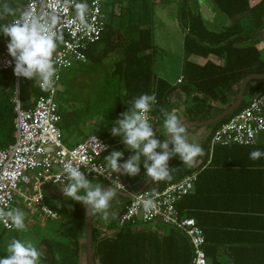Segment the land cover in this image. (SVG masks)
Here are the masks:
<instances>
[{"label":"trees","instance_id":"1","mask_svg":"<svg viewBox=\"0 0 264 264\" xmlns=\"http://www.w3.org/2000/svg\"><path fill=\"white\" fill-rule=\"evenodd\" d=\"M154 1L105 0L103 8L107 20L104 31L98 42L87 47L85 55L88 60L81 65H89L88 69L96 70L102 67L109 54L120 50L122 59L113 63L105 78V82L114 79L115 88L119 89L114 97L115 111H126L129 102L142 93H155L157 102L153 105L151 118L156 131L162 127L161 109L166 111L169 108L167 95L173 87L153 75L155 51L149 20ZM203 1L225 20L219 29H210L199 13L197 0H179L177 11L180 29L185 33L180 90L187 98L191 96L192 102L185 110V116L191 122H203L215 116L212 111L216 104L221 106L218 105L216 113L220 114L230 105V91L246 76L264 74V61L257 49L259 39L253 38L264 29V2L250 6L249 0ZM7 2L10 6L22 7L26 0ZM0 20L7 22L9 17L3 15ZM6 42V38L0 37V54ZM191 56L203 58L205 63L199 65L189 61ZM260 92L264 93V79H255L247 84L244 96ZM45 94L46 91L37 83L23 78L19 88L23 108H31L36 98ZM13 96V72H0V149L13 142ZM245 106L242 100L232 114L209 126L211 132L200 144L203 149V155L198 156L201 164L189 169L174 157L169 161L170 178L153 180L147 188L163 190L196 173L192 192L185 195L176 208L180 215L185 212V217L193 218L203 230L207 244L204 251L207 259L211 258V264H221L217 259L221 244H228L223 252L232 261L225 264H264V157L258 160L249 158L254 150L264 152V146L210 148L214 130ZM140 175L144 177V172ZM84 210L82 204L75 202L70 218L61 216L60 220H38L47 228L38 239H29L15 228L9 232L1 228L2 233L12 234L9 242L13 238L32 240L41 252V264H80L79 236L84 228ZM224 217L230 223L222 219ZM105 226L114 229L117 224L114 220ZM157 227L168 228L158 223H128L113 235L100 237L92 224L93 263L190 264L193 252L188 239L174 228H168L169 232L164 236L159 235L155 230ZM223 227L230 229L219 231ZM210 237L216 243L211 242ZM6 246L0 244V255H6Z\"/></svg>","mask_w":264,"mask_h":264},{"label":"built area","instance_id":"2","mask_svg":"<svg viewBox=\"0 0 264 264\" xmlns=\"http://www.w3.org/2000/svg\"><path fill=\"white\" fill-rule=\"evenodd\" d=\"M88 22L90 30L78 27L74 21L75 11L68 0H47L46 10L59 13L64 23L61 26L63 40L53 55L57 67V78L52 87L45 90L46 94L36 98L31 108L21 106L19 88L22 77L14 74V119L13 142L0 149V208L15 207V198L20 195L23 206L33 214L37 213L41 219L57 220L58 214L43 201L42 187L50 182L53 186H64L63 165L68 160L80 165L86 177H96L108 184L119 180L122 186L119 191L128 192L129 184L121 181V174L114 173L109 179L100 175L105 171L103 157L110 150L111 145L98 137L104 146L99 145L87 136L73 147H67L62 142L59 130V107L55 101L57 86L61 72L75 64L87 62L85 52L89 45L98 42L106 25L107 15L104 11L105 0H91L89 3ZM34 8L40 7L39 0H33ZM11 57L7 53L6 45L0 54V72L12 71ZM182 78L178 80L180 83ZM39 85V84H38ZM40 87V86H39ZM44 90V89H43ZM150 121L153 125L151 112ZM264 146V93L249 96L246 106L231 116L227 122L214 130L210 139V148L214 146ZM125 160V155L122 161ZM121 161V162H122ZM94 169V171H92ZM36 173L32 182L31 173ZM57 177H61L57 179ZM196 173L185 176L163 190L145 189L127 200L116 216L117 227L103 234L111 236L126 224L136 222L142 224H162L174 228L189 241L193 257L190 264H209L204 246L206 244L203 230L193 218L182 217L177 203L191 193L196 181ZM20 185H28L29 193L20 192ZM151 198L153 207L145 213L143 201ZM0 227L5 231H13L14 227L0 221Z\"/></svg>","mask_w":264,"mask_h":264},{"label":"clouds","instance_id":"3","mask_svg":"<svg viewBox=\"0 0 264 264\" xmlns=\"http://www.w3.org/2000/svg\"><path fill=\"white\" fill-rule=\"evenodd\" d=\"M39 2L38 8H34L33 0H26L22 7H13L7 0H0V16L9 17L7 22L0 20V37L6 38L13 74L47 90L57 78L53 55L58 42L63 40L61 26L64 20L59 13L46 10L47 0ZM68 3L75 11L74 21L79 22L78 27L90 30L92 26L88 22L87 0H68ZM156 102L155 93H142L129 102L127 110L120 113L119 118L111 121L110 135L120 137L125 149L132 154L121 162L124 151L113 149L103 157L105 171L100 175L109 179L114 173L136 177L141 173L142 165L147 179L165 180L171 175L170 159L176 157L182 163L191 164L195 158L203 155V149L198 144L188 142L186 128L173 112L161 109L162 127L167 138H158L149 116ZM91 139L103 150L104 146L95 134ZM261 157H264V152L258 149L249 154L252 160ZM81 168L72 160L64 163L62 177L66 183L60 191L66 199L82 204L88 217L100 213L107 219L110 202L122 184L118 179L107 187L103 183L93 184V180L90 181ZM152 207V199L146 198L143 201L145 213L150 212ZM25 216V212L19 208H0V221L17 230L25 228ZM0 264H41V252L32 240L13 238L6 246V255H0Z\"/></svg>","mask_w":264,"mask_h":264},{"label":"rangeland","instance_id":"4","mask_svg":"<svg viewBox=\"0 0 264 264\" xmlns=\"http://www.w3.org/2000/svg\"><path fill=\"white\" fill-rule=\"evenodd\" d=\"M175 11V6L173 4L166 6L155 4L153 6V14L151 16V19L149 20V28H151L152 31L153 41L155 44L154 49L156 51V66L154 72L157 75L160 74L163 68H165L166 62L173 64V67L176 66L179 62V59L176 55L179 54L180 51V40L178 39L177 35H181V32L175 26ZM216 21L217 20L215 19V21L209 23V27L211 26L210 28H215L218 25ZM174 51L176 55L173 53ZM112 59L113 58H110L109 60L106 59L103 62L104 64L102 65V67H99L96 70L92 69V71H88L89 65L86 66L75 64L72 67L64 69L61 72V80H59L58 82V88L61 89V92H58L56 94L55 101L58 106H60V109L64 116V120L62 119L59 124L62 129V134H65L66 131H69L70 128H73V125L74 128H77V130L84 137L91 134L102 137L107 130H110V128L112 127L111 121L116 120L118 117L114 108V97L117 95L119 89L115 88L114 79L106 82L104 81V79L107 77L108 71L104 69L103 66L106 62L110 60L113 61ZM169 74L171 75V77H174L173 68ZM245 97L246 96H244L243 98V102H245L246 104L249 97ZM71 114H74L75 116L78 115V118L74 119L72 125L70 124L71 122H69ZM77 133L78 132H76V134H72L73 136H71V138L76 139L79 134ZM111 150H113V147L111 148ZM116 150H123L125 152L128 151L125 149L124 145H121L118 148L116 147ZM88 179L90 180L92 178ZM50 186L54 188L56 187L60 191V189L58 188L59 186H53L50 184V182H48L47 186L45 187L46 193ZM22 187L23 185H20V188ZM47 196L45 198V201L49 206H53L56 208L58 207L57 210L59 212H65L67 210L66 200L65 198H63V194L61 191L54 198L50 197L49 195ZM113 200L110 202V207L107 210V219L103 217V214L94 213V217L92 216L93 226L95 222V225L97 226L96 228H98L99 225H101L100 223H102L103 219L107 220L108 222L116 219L117 213L121 208L120 204H118L117 202H121V199L115 196ZM71 208V205H69V209ZM21 210H23L26 214V227L24 230H19L21 235L30 236V229L34 231L35 234L32 235L31 233L32 236L28 237L29 239H31L32 237H34L35 239L40 238L42 234L47 231L46 226L43 223H40L38 219L28 215V213L23 208H21ZM71 215L72 212H69L68 218H70ZM97 232L100 236H105L103 234L105 232L104 228H98ZM10 236H12V234H3L2 229L0 228V244H8ZM79 241L81 257L80 264H86L84 250V228L80 232Z\"/></svg>","mask_w":264,"mask_h":264},{"label":"crops","instance_id":"5","mask_svg":"<svg viewBox=\"0 0 264 264\" xmlns=\"http://www.w3.org/2000/svg\"><path fill=\"white\" fill-rule=\"evenodd\" d=\"M178 1L179 0H155L154 1V4H160V5H164V6H166V5H174L175 6V26H176V28L178 29V30H180V32H181V35H177L178 36V39L180 40V51H179V54H175V51L173 52L177 57H178V59H179V62L177 63V65L176 66H174L173 67V64H170L169 62H166L165 63V68H163V70H161V72H160V74H156L155 72H154V70H155V66H156V59H155V57H156V51H155V49H154V51H155V57H154V61H153V66H152V70H153V75L155 76V78H157V79H161V80H163V81H165L168 85H170L171 87H173V90L167 95V101H168V104H169V108L166 110V111H168V112H173L174 114H176L177 116H178V118L180 119V121H181V123H183V122H186V121H189L187 118H186V116H185V110H186V108L187 107H189L190 106V104H191V102H192V99H191V96L190 97H186L182 92H181V90H180V85L182 84L181 82L180 83H178V80L180 79V78H182V66H183V63H184V61H185V55H184V51H183V41H184V36H185V33L184 32H182L181 31V29H180V26H179V18H178V16H177V11H178V7H179V4H178ZM261 1H263L264 2V0H249V4H250V6H253V5H255V4H257V3H259V2H261ZM192 2V4H194V1H191ZM201 2H204L205 3V1H203V0H197V3H201ZM199 4H197V6L199 5ZM208 5V4H207ZM208 7L211 9V7L208 5ZM212 10V12H213V19H212V21L211 22H208V24L209 23H212L213 21H215V19L217 20L216 22L218 23V25L215 27V28H210V29H214V30H216V29H219L220 28V26L221 25H223L224 23H225V20L222 18V16L221 15H219L215 10H213V9H211ZM211 27V26H210ZM170 36H171V34H170ZM253 38H257V39H259V41H258V44H257V49H258V51H259V53H260V58H261V60H263L264 61V29L263 30H261L259 33H257V34H255L254 36H253ZM152 43H153V46H155V44H154V41H153V35H152ZM176 46V45H175ZM174 49H175V47H174ZM110 58H113L112 60L113 61H108V62H106L105 63V65L103 66V68L104 69H106L108 72H107V74L109 73V71L111 70V68H112V66H113V63H115L116 61H120L121 59H122V52L120 51V50H116L115 52H113V53H111V54H109L104 60H103V62L106 60V59H110ZM88 60V59H87ZM188 60L189 61H192V62H194V63H197V64H199V65H203L204 63H205V59H203V58H200V57H196V56H191V57H189L188 58ZM217 61V60H216ZM102 62V63H103ZM87 63V62H86ZM104 64V63H103ZM102 64V65H103ZM172 68H173V74H174V77H171V75L169 74L170 73V71L172 70ZM89 71H90V69H88ZM92 71V70H91ZM60 80H61V75H60ZM104 81H105V79H104ZM240 85V84H239ZM239 85H237V86H235L231 91H230V93L228 94V100L230 101V103H232L234 100H232V98H236V96L238 95V91H239ZM61 89H59L58 88V86H57V93L58 92H61L60 91ZM56 93V94H57ZM247 97H249V96H246L245 98H247ZM220 106V105H219ZM219 106L216 104V107L213 109V111H212V114L213 115H217L216 113H218V109H219ZM59 107V110H60V116H61V114L63 115V113H62V111H61V109H60V106H58ZM116 112V111H115ZM116 115L118 116L117 118H119V115H120V113H116ZM77 116V115H76ZM74 114H71L70 115V118H69V122H71L70 124L72 125L73 124V122H74V119H77V117H76ZM62 119L64 120V116H61V119H60V121H62ZM65 125V124H64ZM73 128H70V130L69 131H66V133L65 134H62V129H61V127H60V125H59V129H60V133H61V137H62V142H63V144L65 145V146H67V147H73V146H75L76 144H78L79 142H81L84 138H86L87 136H83L78 130H77V128H74V125L72 126ZM64 128H68V127H64ZM63 128V129H64ZM110 128V127H109ZM111 129V128H110ZM208 131H209V127H191V128H189V129H186V137H187V140H188V142L189 143H196V144H198L199 146H200V144L203 142V141H201L202 140V138H204V136L208 133ZM76 132H78L77 134H78V136H77V138L76 139H72L71 138V136H73L72 134H76ZM107 133V134H106ZM106 133H104L103 134V136L102 137H100V138H102V139H104L108 144H110L111 145V147H113V149H116V147L118 148V147H120L121 145H123L122 144V142H121V138L120 137H112L111 135H110V130H107L106 131ZM156 133H157V135H158V138L159 139H164V137H167V133L165 132V130L163 129V127H160V128H158L157 130H156ZM210 134V133H209ZM91 135H94V134H91ZM101 135V134H100ZM90 136V135H89ZM104 136H106V137H104ZM209 136V135H208ZM108 137V138H107ZM201 141V142H200ZM110 151H112V150H110ZM110 153V152H109ZM108 153V154H109ZM107 154V155H108ZM132 153L130 152V151H127V152H125L124 151V155H125V160L131 155ZM123 162V161H122ZM199 164H201V159H199L198 157L197 158H195V160H194V162L193 163H191V164H187V163H184V165H185V167H187V168H189V169H194L195 167H197ZM206 164H208V162L206 163ZM141 172H144V170H143V167H142V165H141ZM147 177V176H146ZM145 177V178H146ZM87 178H92V179H90V181L91 180H93V179H96V180H93V184H96V183H103V184H105V185H107L106 183H104L102 180V182L101 181H99V179H97L96 177H87ZM145 178L142 176V175H140V176H136V177H127V176H124V175H122L121 174V181H123L124 183H128L129 184V191L128 192H132V191H134V188L136 189V187L138 188L143 182H144V180H145ZM30 179H31V181L33 182L35 179H36V173H31L30 174ZM133 180V181H132ZM132 181V182H131ZM47 185H45V186H43L42 187V194H43V201H44V203L48 206V207H50V208H52L57 214H58V216H59V219H57V220H60L61 219V216L64 218H68L69 216H68V213L69 212H72V209H73V205H74V203H75V201H71V200H68V199H66L64 196H63V198H65V200H66V211L65 212H59L58 210H57V208L56 207H53V206H49L47 203H46V201H45V198H46V196L47 195H49L50 197H52V198H54L55 196H57L58 194H59V190L55 187H52V186H50L49 187V189H48V191H47V193H46V190H45V187H46ZM107 186H109V185H107ZM106 186V187H107ZM58 187V186H57ZM63 188V186H59L58 188L59 189H62ZM29 189H30V187L28 186V185H23V187L22 188H20V192H22V193H29ZM57 189V190H56ZM117 197H119L118 195H116ZM48 197V196H47ZM120 199H121V202H117L118 204H120V206H121V208H120V210L122 209V207H123V205H124V203L127 201V200H125V199H123V198H121V197H119ZM113 200V199H112ZM68 201H69V204H68ZM114 201V200H113ZM65 203V202H64ZM15 207L16 208H19V209H21V208H23L27 213H28V215H30L31 217H33V218H36V219H38V220H40V221H49L50 219H41L40 217H39V215L37 214V213H35V214H33L32 212H30L28 209H26L24 206H23V204H22V198H21V196L20 195H17L16 196V198H15ZM69 205H71V209H69ZM68 210H69V212H68ZM120 212V211H119ZM118 212V213H119ZM117 213V214H118ZM185 212L183 213V215H181L182 217H185ZM94 215V213L92 214V216ZM94 217V216H93ZM92 217V218H93ZM222 219H224V220H226V221H229V223H230V220L229 219H227L226 217H224V218H222ZM112 221H114V220H112ZM112 221H109V222H112ZM107 220H105V219H103L102 220V223H100L101 225H99V229H101V228H104V230L105 231H111V230H114V229H108V228H106V226H105V224H107V223H109ZM93 223V222H92ZM25 227H26V224H25ZM94 227L96 228L97 226L95 225V222H94ZM1 228V227H0ZM98 228H96L97 230H98ZM170 228V227H169ZM25 229V228H24ZM23 229V230H24ZM230 228H225V227H223V228H221V230H219V231H228ZM27 230V229H26ZM156 231H157V233H159V235H162V236H164L166 233H168L169 232V229L168 228H156L155 229ZM29 231L33 234V232H32V230H30L29 229ZM212 231H215V230H212ZM9 232V231H8ZM31 233L29 234L30 236L29 237H31L32 235H31ZM210 241L211 242H213V243H216L215 242V239L213 238V237H210ZM207 245V244H206ZM210 245H212V244H210ZM228 247V244H221L219 247H220V249L218 250V252H217V259H218V261H219V263H221V264H225V263H231L232 261H231V259H230V257H229V255L226 253V252H223L224 251V249H225V247ZM211 262H212V260H211V258H208V263L209 264H211Z\"/></svg>","mask_w":264,"mask_h":264},{"label":"water","instance_id":"6","mask_svg":"<svg viewBox=\"0 0 264 264\" xmlns=\"http://www.w3.org/2000/svg\"><path fill=\"white\" fill-rule=\"evenodd\" d=\"M199 13L201 17L206 21V22H211L213 19V12L212 10L208 7V5L204 2H201L199 4ZM255 79H264V74L263 75H248L246 76L240 83L239 85V91L238 95L236 96L235 100L230 103L220 114L213 116L212 118L205 120L203 122H191V121H186L183 122L182 124L185 126L186 129H189L191 127H209L216 122L220 121L221 119L229 116L232 114L241 104L243 98H244V92L247 84ZM211 132V129L209 127L208 133L202 138L201 141H203ZM200 141V142H201ZM151 179L147 177L145 178L144 182L138 187L137 190L132 191V192H118V196L125 199L129 200L132 198L133 195H136L143 190L147 189L149 185L151 184ZM137 188V187H136ZM135 189V188H134ZM102 237V236H100ZM103 237H107L106 235ZM84 250H85V263L86 264H94L93 263V252H92V215L91 217H88L87 210H84Z\"/></svg>","mask_w":264,"mask_h":264}]
</instances>
